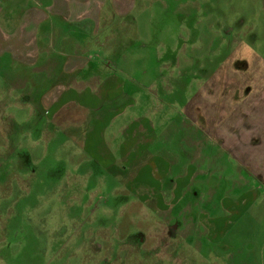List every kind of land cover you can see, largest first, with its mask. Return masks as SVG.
Returning a JSON list of instances; mask_svg holds the SVG:
<instances>
[{"label": "rangeland", "instance_id": "374dc122", "mask_svg": "<svg viewBox=\"0 0 264 264\" xmlns=\"http://www.w3.org/2000/svg\"><path fill=\"white\" fill-rule=\"evenodd\" d=\"M122 2L130 12L112 32L133 60L104 138L133 115L154 124V144L135 163L101 166L84 149L91 129L76 108L53 129L16 97L7 146L0 126V264H264L260 198L215 243L232 207V107L264 90V0ZM154 155L162 168L149 165Z\"/></svg>", "mask_w": 264, "mask_h": 264}, {"label": "crops", "instance_id": "0c3cea01", "mask_svg": "<svg viewBox=\"0 0 264 264\" xmlns=\"http://www.w3.org/2000/svg\"><path fill=\"white\" fill-rule=\"evenodd\" d=\"M0 1L5 4L0 8V80L4 82L0 84L3 86L0 126L5 123V145L13 140L10 136L7 141V135L9 138L13 130L14 100L25 98L30 102L19 106L29 108L27 116L44 113L46 121L54 122L53 129H59L60 115H67V121L72 118L71 108L85 116L84 122L90 126L88 131L91 130L84 133L83 146L95 163L104 167L119 159L123 163H135L140 158L141 146L154 144V124L149 118L138 120L132 115L120 125L116 137L110 136L107 142L104 138L114 117L122 112L121 106H116L127 92L126 77L121 70L128 68L133 60L125 54L124 39L112 32L119 25L118 18L129 15L130 10L121 7L124 0H37L44 5L43 9L37 6L27 9L23 0ZM8 4L13 6L9 10ZM102 24H111V31L97 39L98 27ZM102 50L108 59L100 60L93 55ZM126 103L133 104L129 97ZM238 105L232 107V143L227 145L232 146V207L227 216L217 219L219 223L228 219V226L227 230L218 232L215 243L244 218L257 198L261 199L264 215V192L256 190H264V90L254 100ZM141 130L146 137L141 138ZM142 139L146 141L144 144ZM154 156L149 165L162 168L161 164L166 161ZM254 180L261 182H255L254 187ZM238 255L241 258L242 254L236 253L230 259H237ZM243 260L234 264H251Z\"/></svg>", "mask_w": 264, "mask_h": 264}]
</instances>
